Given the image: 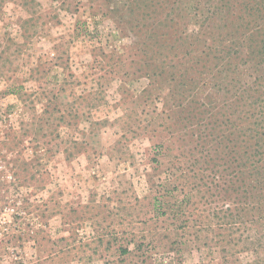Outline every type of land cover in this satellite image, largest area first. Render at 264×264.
<instances>
[{"label": "rangeland", "instance_id": "rangeland-1", "mask_svg": "<svg viewBox=\"0 0 264 264\" xmlns=\"http://www.w3.org/2000/svg\"><path fill=\"white\" fill-rule=\"evenodd\" d=\"M0 211L32 264H264V0H0Z\"/></svg>", "mask_w": 264, "mask_h": 264}, {"label": "built area", "instance_id": "built-area-1", "mask_svg": "<svg viewBox=\"0 0 264 264\" xmlns=\"http://www.w3.org/2000/svg\"><path fill=\"white\" fill-rule=\"evenodd\" d=\"M17 216H7L0 211V264H32L28 259V251L35 249L33 238L36 232L31 230L30 238L24 240L25 233Z\"/></svg>", "mask_w": 264, "mask_h": 264}, {"label": "trees", "instance_id": "trees-1", "mask_svg": "<svg viewBox=\"0 0 264 264\" xmlns=\"http://www.w3.org/2000/svg\"><path fill=\"white\" fill-rule=\"evenodd\" d=\"M256 168V167H255Z\"/></svg>", "mask_w": 264, "mask_h": 264}]
</instances>
